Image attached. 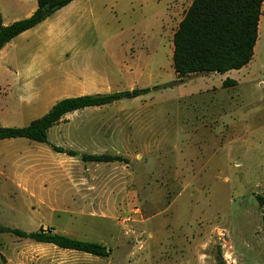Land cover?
<instances>
[{"label": "rangeland", "instance_id": "obj_1", "mask_svg": "<svg viewBox=\"0 0 264 264\" xmlns=\"http://www.w3.org/2000/svg\"><path fill=\"white\" fill-rule=\"evenodd\" d=\"M191 1L77 0L56 13L74 15L65 28L54 24L51 52L37 29L5 48L10 57L0 67L9 73L2 74L31 69L41 77L27 100L4 93L0 127H27L63 97L161 88L70 114L49 131L47 144L0 142L1 225L29 233L52 228L111 250L98 258L0 234L2 264H264L256 200L264 197V4L245 69L179 78L171 35ZM96 2L106 12L84 15ZM171 7L179 9L170 26ZM34 8L37 0H0L6 24ZM34 58L38 66L28 68ZM131 65L151 75L134 76ZM227 79L238 85L223 88ZM84 154L122 161L86 163ZM15 156L37 160L35 168L24 164L18 177Z\"/></svg>", "mask_w": 264, "mask_h": 264}, {"label": "trees", "instance_id": "obj_2", "mask_svg": "<svg viewBox=\"0 0 264 264\" xmlns=\"http://www.w3.org/2000/svg\"><path fill=\"white\" fill-rule=\"evenodd\" d=\"M75 0H37L38 8L24 20L3 25L0 12V52L13 39L27 32ZM264 0H193L173 38L174 70L179 78L197 74L225 75L242 70L254 58L258 41L259 24ZM173 84L164 85L163 88ZM238 82L227 79L223 88L236 87ZM161 87L134 89L109 94L85 95L66 98L56 103L40 119L23 128L0 127V141L27 139L37 143H48L50 129L59 125L69 114L89 108H101L125 99H137ZM56 153L76 157L75 151L52 146ZM86 163H113L122 161L119 156L82 155ZM256 200L263 210L264 197ZM0 234H10L17 238L31 240L38 244L53 245L59 249L76 251L98 258H109L107 247L73 239L54 233V229L26 232L0 224ZM0 264L2 261L0 259ZM221 264H225L224 262Z\"/></svg>", "mask_w": 264, "mask_h": 264}, {"label": "crops", "instance_id": "obj_3", "mask_svg": "<svg viewBox=\"0 0 264 264\" xmlns=\"http://www.w3.org/2000/svg\"><path fill=\"white\" fill-rule=\"evenodd\" d=\"M77 0H75L74 2H72L70 5H68L67 7H69V6H71L73 3H75ZM193 1V0H192ZM192 1L190 2V3H187L188 4V7H190L191 6V4H192ZM67 7H65V8H67ZM37 8H38V4H37ZM37 8H34V9H32V14H30L31 16L34 14V12L37 10ZM65 8H63V9H65ZM105 8H106V6H102V4H100V3H98V2H96L95 3V5H94V7H92L91 9H89V14H84V15H90V16H102V13L103 12H106V10H105ZM63 9H61V10H63ZM177 9H179V7L178 8H176V7H171L170 9H168V11H167V14H170L169 15V17H168V25H170L171 26V15L172 14H176V11H177ZM59 12V11H58ZM57 12V13H58ZM74 14H54L52 17H50V18H48L47 20H45L44 22H42L41 24H39L38 26H36L35 28H33V29H31V30H29V31H32V30H41V31H43L44 32V34H45V36H46V38L49 40V41H47L46 42V50L48 51V52H51V36H53L54 34H53V29L55 28V26L57 25V26H59V27H62V28H65L66 26H65V24H66V22H67V19H68V17L69 16H73ZM81 15V14H80ZM30 16V17H31ZM165 17H167V15L165 16ZM29 18V17H28ZM2 20H3V25L4 26H9V25H11V24H6L5 22H4V19H3V17H2ZM54 24H56V25H54ZM169 26V27H170ZM168 30V29H167ZM171 30V29H170ZM29 31H27V32H29ZM27 32H24L23 34H21V35H19L18 37H21L22 35H24L25 33H27ZM169 33V34H168ZM167 34H166V37H167V41L169 42V36L171 35L170 34V31L168 32ZM175 33V32H174ZM174 33H173V35H171V37H172V43H171V51H170V57H172L173 56V52H174V45H173V38H174ZM18 37H16L15 39H17ZM15 39H13L9 44H11ZM9 44H7L2 50H1V52H0V62H4L5 63V65H7L6 64V60L10 57V53H8L6 50H5V48L9 45ZM168 52V51H167ZM133 54L135 53L134 51L132 52ZM37 59L38 58H34V59H30L31 60V62H29V64H28V68H30L31 66H34L33 68H36L38 65H36V63H37ZM30 63L32 64L31 66H30ZM11 67V66H10ZM134 66H130L129 67V71H130V73H132L134 76L135 75H140V76H143V77H145L146 75H147V69L149 70V68H147V67H145L143 70L141 69V67H139V69L138 70H142V71H135V69L133 68ZM246 68V67H245ZM245 68H243V69H245ZM9 73L8 72V70H6V69H4V68H1L0 67V106H4V104H6V102H5V100L7 99L6 97H4L3 95H4V93H6L7 91H9L10 93V96L9 97H12V95L14 94L15 95V97L16 96H18L19 95V98L21 99V100H27V99H29V97H28V95H30V94H27V92L28 91H30V92H37L38 93V90H37V88L34 86L33 87V83L35 82V81H38L39 80V78L41 77L40 75L41 74H36V73H38V72H35V71H33V70H29L28 72L30 73V74H22V71H20V74H16L15 75V77L14 76H8V75H6V74H2V73ZM35 72V73H34ZM149 72H150V70H149ZM230 73V72H229ZM23 75H30V76H23ZM150 75H151V72H150ZM149 75V76H150ZM9 77V78H8ZM11 77V78H10ZM137 77V76H136ZM12 79V80H11ZM108 81V80H107ZM30 88H32L31 90H29ZM47 92L48 93H53L54 91L52 90L51 91V85L50 84H48L47 85ZM86 95H96V94H99V92H96V93H85ZM32 96H33V94H32ZM83 96H85V95H83ZM8 97V98H9ZM74 96H69V97H63V98H61L59 101H61V100H63V99H66V98H73ZM59 101H57V102H59ZM25 104H29V105H31L32 104V102H25ZM4 108V107H3ZM52 109V108H51ZM50 109V110H51ZM49 110V111H50ZM48 111V112H49ZM47 112V113H48ZM46 113V114H47ZM70 115V114H69ZM68 116V115H67ZM23 117V113H20L19 114V116H18V118H22ZM63 121V120H62ZM53 129V128H52ZM50 131H51V129H50ZM49 134V133H48ZM49 137V136H48ZM16 140V139H15ZM14 139H12V140H8V141H15ZM4 141H7V140H4ZM1 142V141H0ZM11 143H15L16 144V142H11ZM16 158H15V160H14V165L16 166L15 167V169H16V172H18V174H16L18 177L19 176H21V174H22V172H19L20 170H21V166H23L24 164L25 165H28V164H31V167L32 168H35V164H34V162H36L35 160H31V161H28L27 160V158H24V157H19V156H15ZM19 163L21 164V165H19ZM4 167H2V169H3ZM0 172H1V169H0Z\"/></svg>", "mask_w": 264, "mask_h": 264}]
</instances>
